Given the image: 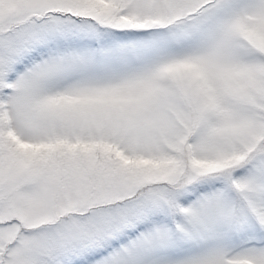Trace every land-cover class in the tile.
<instances>
[{
  "label": "snow or ice",
  "instance_id": "1",
  "mask_svg": "<svg viewBox=\"0 0 264 264\" xmlns=\"http://www.w3.org/2000/svg\"><path fill=\"white\" fill-rule=\"evenodd\" d=\"M0 264H264V0H0Z\"/></svg>",
  "mask_w": 264,
  "mask_h": 264
}]
</instances>
